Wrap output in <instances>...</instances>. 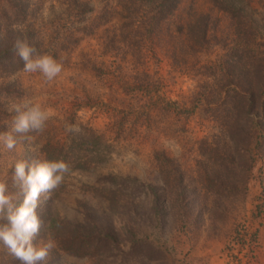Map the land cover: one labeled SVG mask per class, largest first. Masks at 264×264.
Masks as SVG:
<instances>
[{
    "label": "rangeland",
    "instance_id": "obj_1",
    "mask_svg": "<svg viewBox=\"0 0 264 264\" xmlns=\"http://www.w3.org/2000/svg\"><path fill=\"white\" fill-rule=\"evenodd\" d=\"M161 1L0 0V43L62 65L0 69V131L12 104L53 113L0 144L15 203L18 160L69 166L38 197L33 243L55 241L38 264H264V149L229 140L236 95L264 83V0ZM0 264L21 262L0 245Z\"/></svg>",
    "mask_w": 264,
    "mask_h": 264
},
{
    "label": "clouds",
    "instance_id": "obj_2",
    "mask_svg": "<svg viewBox=\"0 0 264 264\" xmlns=\"http://www.w3.org/2000/svg\"><path fill=\"white\" fill-rule=\"evenodd\" d=\"M44 16L48 18L47 10ZM14 49L15 54L25 62L22 69L24 73L39 72L47 81H52L62 72V65L51 55H33L36 49L26 40H17ZM9 111L15 113L11 126L7 131H0V144L9 151L15 148L18 134L42 130L45 121L53 115L50 110L42 109L38 104L33 105L30 101L12 104ZM67 130L80 131L76 125H68ZM68 170L69 166L63 160L31 163L18 160L14 164L12 177L20 190L19 194L23 195V200L18 205L15 203L18 194L9 193L7 180L0 179V219L6 217L8 221L0 223V245L21 264L45 261L50 250L55 247V241L48 238L39 245L33 243L41 225L35 209L39 195L58 188Z\"/></svg>",
    "mask_w": 264,
    "mask_h": 264
},
{
    "label": "trees",
    "instance_id": "obj_3",
    "mask_svg": "<svg viewBox=\"0 0 264 264\" xmlns=\"http://www.w3.org/2000/svg\"><path fill=\"white\" fill-rule=\"evenodd\" d=\"M177 2L178 0H162L157 5H160L161 11L166 16H170L177 10ZM10 43L7 41L6 43H0L4 48L8 47V49L6 48L0 52V69L2 70L8 69L10 71L16 65L22 66V62H24L15 54V42L12 45ZM248 85L250 88L245 90L242 88V94L236 95V101L238 102L235 107L236 118L232 117L230 124V126L235 127L236 133L229 134V140L235 147L240 144L248 146L250 142L255 140L258 146L260 145L264 149V83L262 86L259 83L258 86L256 80L248 79ZM40 217L39 215L38 218Z\"/></svg>",
    "mask_w": 264,
    "mask_h": 264
}]
</instances>
